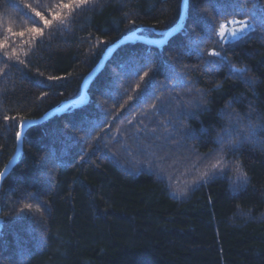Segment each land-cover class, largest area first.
Masks as SVG:
<instances>
[{"label":"trees","instance_id":"16d2710c","mask_svg":"<svg viewBox=\"0 0 264 264\" xmlns=\"http://www.w3.org/2000/svg\"><path fill=\"white\" fill-rule=\"evenodd\" d=\"M180 12L0 0V172L23 119L79 96L111 43L161 39ZM231 17L252 28L222 41ZM87 93L24 132L0 183V264H264V0H188L181 29L121 44ZM193 152L217 167L180 182Z\"/></svg>","mask_w":264,"mask_h":264},{"label":"water","instance_id":"95a60500","mask_svg":"<svg viewBox=\"0 0 264 264\" xmlns=\"http://www.w3.org/2000/svg\"><path fill=\"white\" fill-rule=\"evenodd\" d=\"M187 3H188V0H181V12H180L179 19L177 20V22L172 27H170L169 29H167L164 32V34L160 40L156 41L155 39L143 37V36L136 35V34H129V35L122 36L118 40L111 43L104 50V52L101 55V57L99 58L98 62L89 71V73H87V75L84 77L82 84H81V92H80L79 96L60 102L59 104L52 107L51 109H49L48 111H46L45 113H43L39 117L23 119L20 122L19 127H18V131L21 133V135H20L19 139L16 138L17 139L16 152L9 159L7 164L3 167L2 171L0 172V173H3V175H0V183H1L2 179L9 173V171L15 165L17 160L19 159L20 154L22 152L23 135H24V132L29 127L37 125L39 123H42L43 121L47 120L52 115L58 114V113L64 111L65 109H67L69 107L74 108V107H77V106L84 104L88 98L87 89H88L89 82L97 74V72H99L103 68L104 64L107 62V60L109 59L111 54L124 42L141 40V41H144V42L149 43V44H155L157 46H161L162 44H164L168 38H170L174 33H176L183 26V24L185 22V18H186ZM22 122H23V128H21ZM1 224H2V219L0 217V228H1Z\"/></svg>","mask_w":264,"mask_h":264},{"label":"rangeland","instance_id":"374dc122","mask_svg":"<svg viewBox=\"0 0 264 264\" xmlns=\"http://www.w3.org/2000/svg\"><path fill=\"white\" fill-rule=\"evenodd\" d=\"M233 21H237L236 23H233ZM252 28V24L250 23V21H248L247 19H239V18H228L226 20H222L220 22V24L217 27V34L219 36V38L222 41H232L244 34H246L247 32H249ZM233 33H235V36L233 35ZM160 40L158 38L155 39ZM192 154V155H191ZM191 157L192 160L186 162L188 165L186 167H183V172L181 174V176H179V178L181 179L180 182L184 181V182H188L190 183V178L194 177L196 172H198V170H196V165L195 162L197 161H207L208 159L210 160L211 164H209V167H213L212 165L216 162H214V158L213 157H207L206 159L204 157H201L200 154L198 153H191ZM186 165V164H185ZM193 167V169L187 170L188 167ZM190 175V176H189ZM178 183V182H177ZM188 185L185 186H180L183 187L182 189L186 191ZM175 194V193H174Z\"/></svg>","mask_w":264,"mask_h":264},{"label":"snow or ice","instance_id":"6c2138e0","mask_svg":"<svg viewBox=\"0 0 264 264\" xmlns=\"http://www.w3.org/2000/svg\"><path fill=\"white\" fill-rule=\"evenodd\" d=\"M85 2H86V0H85ZM67 6H68V5H65V7H67ZM35 15H36L37 17H40L41 20H44L45 25H48V24L50 23V21L44 19V17L41 15L40 12H36ZM236 22H237V21H233V23H236ZM31 30L34 31V32H39V31H40V29H38V28H32ZM233 35L235 36V33H233ZM209 55H212V56H218L219 54L216 53V52H211V53H209ZM233 71H235V72H239V73H243V72H244V69H243V68H238V69H233ZM144 75H145V76H148V73L145 72ZM50 79H51V78H50ZM37 83H38V86H41L39 82H37ZM5 119H8V118L5 117ZM21 128H23V122L21 123ZM229 134H230V133H229L228 130L226 129V130H225V135L227 136V135H229ZM20 135H21V133H20L19 131L16 132V138H17V139L20 138ZM213 167L215 168V167H217V165H213ZM236 169H237V171L240 170V169H239V164H238V163H237V165H236ZM0 175H3V173H0ZM240 177H241L243 180H245V181L247 180L246 174H244L243 172L240 173Z\"/></svg>","mask_w":264,"mask_h":264}]
</instances>
